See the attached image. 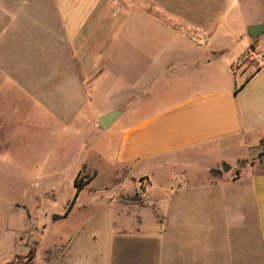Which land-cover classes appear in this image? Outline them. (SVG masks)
Instances as JSON below:
<instances>
[{
	"label": "crops",
	"instance_id": "obj_1",
	"mask_svg": "<svg viewBox=\"0 0 264 264\" xmlns=\"http://www.w3.org/2000/svg\"><path fill=\"white\" fill-rule=\"evenodd\" d=\"M259 25L264 0H0V96L18 92L63 120L75 143L89 126L108 131L130 116L113 167L144 177L147 199L110 200L128 225L86 236L83 264H264V169L247 163L264 153V67L244 58L264 52V33L249 32ZM128 45L142 55H121ZM130 61L145 68L127 82ZM114 111L104 129L99 119ZM166 170L159 194L153 183ZM200 187L235 188L241 199L211 213L226 203L201 198Z\"/></svg>",
	"mask_w": 264,
	"mask_h": 264
},
{
	"label": "rangeland",
	"instance_id": "obj_2",
	"mask_svg": "<svg viewBox=\"0 0 264 264\" xmlns=\"http://www.w3.org/2000/svg\"><path fill=\"white\" fill-rule=\"evenodd\" d=\"M127 34L132 37L134 27L128 28ZM139 39L149 41L150 30L142 28ZM120 52L117 43L112 57L118 59ZM121 55L142 54L128 45ZM112 68L116 74L120 72L117 60ZM127 68L124 80L131 82L134 72L141 73L145 68V62L135 65L130 61ZM143 114L138 112L136 116ZM129 117H123L108 131L89 126L75 143L65 138L63 120L47 113L44 118L18 92L0 96V264H58L60 260L69 264L78 260L83 264L86 259L78 255L86 236L108 235L128 225L120 204L110 200L142 201L147 199L148 190L144 177L130 175L127 167H113L121 128ZM103 150L106 156H102ZM251 162H260V156L247 163ZM175 171V180L181 182L180 170ZM170 172L158 173L153 183L157 193H165V173ZM198 175L197 184L205 182L206 174L199 171ZM225 175L230 179L236 177L234 170ZM77 184L85 185L72 213L65 217L77 193ZM122 187H131L132 192L125 193ZM200 189L201 198L206 201L226 203L221 208L212 205L206 209L211 213L215 209L223 212L229 201L241 199L235 188ZM93 246L97 249L96 244Z\"/></svg>",
	"mask_w": 264,
	"mask_h": 264
},
{
	"label": "water",
	"instance_id": "obj_3",
	"mask_svg": "<svg viewBox=\"0 0 264 264\" xmlns=\"http://www.w3.org/2000/svg\"><path fill=\"white\" fill-rule=\"evenodd\" d=\"M249 32L254 39H257L264 33V25L250 27ZM121 114H122L121 111H114L107 113L99 119V123L104 129H110L114 125V123L118 120V118L121 116ZM260 163L262 168L264 169V153L261 154L260 156ZM223 170L225 172L229 171L230 166L224 164Z\"/></svg>",
	"mask_w": 264,
	"mask_h": 264
},
{
	"label": "built area",
	"instance_id": "obj_4",
	"mask_svg": "<svg viewBox=\"0 0 264 264\" xmlns=\"http://www.w3.org/2000/svg\"><path fill=\"white\" fill-rule=\"evenodd\" d=\"M244 58L256 61L259 67H264V52L257 51L255 49L248 52Z\"/></svg>",
	"mask_w": 264,
	"mask_h": 264
},
{
	"label": "trees",
	"instance_id": "obj_5",
	"mask_svg": "<svg viewBox=\"0 0 264 264\" xmlns=\"http://www.w3.org/2000/svg\"><path fill=\"white\" fill-rule=\"evenodd\" d=\"M87 182H89V181H87ZM87 182H86L85 184H87ZM85 184H84V185H85ZM84 185H78V184L76 185V187H77V193H76V195H75L74 201L72 202V204L69 206L68 210L66 211V213H65V217H67V216L70 214V212H71V210H72V208H73V205L75 204L77 198L79 197V193H80V191H82V189L84 188V187H83Z\"/></svg>",
	"mask_w": 264,
	"mask_h": 264
}]
</instances>
